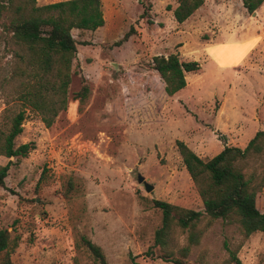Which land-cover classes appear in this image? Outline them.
Listing matches in <instances>:
<instances>
[{"label":"rangeland","instance_id":"1","mask_svg":"<svg viewBox=\"0 0 264 264\" xmlns=\"http://www.w3.org/2000/svg\"><path fill=\"white\" fill-rule=\"evenodd\" d=\"M60 1L37 0V6ZM176 7V0H102L105 25L93 32L72 31L78 52L68 108L51 128L12 97L13 84H0V129L6 131L10 118L25 110L16 145L35 144L25 158L0 157L2 166L11 162L6 187H0V230H8L16 243L14 264H101L84 238L102 249L107 264H174L160 259L154 246L163 216L153 201L204 211L177 141L207 161L225 146L246 148L264 130V24L259 16L249 14L242 0H205L190 38L227 43L247 32L258 45L241 66L242 50L222 48V61L237 68L216 77L201 56L196 61L201 69L187 74V96L177 101L166 95L164 82L150 67L154 56L170 53L195 61L182 41L187 29L174 19ZM225 12L236 15V23H226ZM15 50L2 35L0 75L10 74ZM84 83L91 91L80 104L74 96ZM253 165L263 170L264 158ZM139 175L154 186L151 193L138 183ZM257 207L263 211V194ZM242 239L236 225L215 221L188 257L176 258L221 264L229 256L224 243L236 249ZM172 245L177 252L187 246L188 232L175 228ZM238 257L241 264H264V233L250 236Z\"/></svg>","mask_w":264,"mask_h":264},{"label":"trees","instance_id":"2","mask_svg":"<svg viewBox=\"0 0 264 264\" xmlns=\"http://www.w3.org/2000/svg\"><path fill=\"white\" fill-rule=\"evenodd\" d=\"M176 3L173 16L178 24H182L204 5L205 0H176ZM242 3L252 14L264 0H242ZM105 22L102 0H64L44 6H37V0H0V35H5L16 47L14 66L8 76L0 75L1 86L13 84L12 97L26 109L38 113L46 128H51L60 113L68 108L72 65L78 52L72 31L93 32L102 28ZM129 37L128 33L123 41ZM150 67L164 82L168 97L175 96L187 86V74L201 69L198 62L183 61L178 53L154 56ZM90 91L88 83H84L74 98L83 104ZM26 119V111H19L10 118L6 131L0 129V157L25 158L34 150L35 144L32 142L16 145V139L24 131ZM177 146L202 199L204 211L153 201L154 207L163 216L154 245L160 248V259L186 264L176 255L188 257L192 247L200 244L211 224L222 221L224 225H236L243 239L236 249H232L229 242L224 243L229 256L221 264H241L238 251L243 243L257 232L264 233V208L261 211L257 207L258 195L263 194L264 199V169L260 171L253 165L264 158V130L258 131L246 148L225 146L207 161L186 143L177 141ZM10 163L0 165L2 188L6 187ZM43 179L44 176L39 184ZM71 190L70 183L66 191ZM175 228L188 232V245L179 252L172 245ZM83 241L101 264H107L99 246L85 238ZM15 248L16 243L10 232L0 230V256L3 255L0 264H14L12 254Z\"/></svg>","mask_w":264,"mask_h":264},{"label":"crops","instance_id":"3","mask_svg":"<svg viewBox=\"0 0 264 264\" xmlns=\"http://www.w3.org/2000/svg\"><path fill=\"white\" fill-rule=\"evenodd\" d=\"M203 7V6H202ZM198 9L196 13L189 18L187 21H185L183 24V27L187 29L186 32L183 31V33H186L185 36H182V41L185 42L187 51H191L194 53V57H196L194 60L195 62L200 59L201 56H206L208 59V68L211 70L212 77H216L219 75H222L226 72H229L237 67L234 68H228V63L223 62L224 58L221 55L222 48H227L228 51H239L242 50L243 54L238 60V66H241L247 62V60L253 55V52L256 48V45H258L257 41L259 39L252 36L250 33H243L241 36L233 38L230 42L227 43H215V44H203L198 40H195L194 38H190L189 36V29L191 25H195L196 21H198V14L200 10ZM257 15L259 16L261 23L264 24V3L261 5V7L256 11ZM222 18L226 23L233 24L236 23L237 18L236 15L231 14L230 12H225L222 14ZM190 40H194L192 44L189 42ZM168 55V54H165ZM199 62V61H198ZM210 63V64H209ZM231 66V65H230ZM187 86L177 93L173 98L177 97V101L182 99V97L187 96V90L189 86L188 77L186 76ZM196 102V101H195Z\"/></svg>","mask_w":264,"mask_h":264},{"label":"water","instance_id":"4","mask_svg":"<svg viewBox=\"0 0 264 264\" xmlns=\"http://www.w3.org/2000/svg\"><path fill=\"white\" fill-rule=\"evenodd\" d=\"M256 15H257L256 11L254 13H252V16H256ZM138 183L142 184L144 186L146 192H148V193H151L154 190V186L149 184L142 175L138 176Z\"/></svg>","mask_w":264,"mask_h":264}]
</instances>
